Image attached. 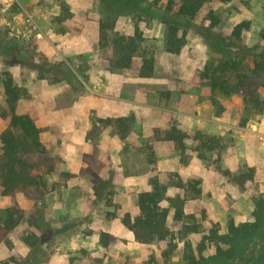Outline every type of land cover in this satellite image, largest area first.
<instances>
[{
    "label": "rangeland",
    "instance_id": "obj_1",
    "mask_svg": "<svg viewBox=\"0 0 264 264\" xmlns=\"http://www.w3.org/2000/svg\"><path fill=\"white\" fill-rule=\"evenodd\" d=\"M141 6V17L118 16L110 34L130 36L137 28L143 33L156 57L149 78L135 69L109 67L113 51L100 45V23L107 12L103 0H0V134L9 124L3 117L4 72L22 92L19 112L32 113L40 124L49 117L34 107L43 110L45 100L56 97L44 86H63L54 99L57 108L66 114L72 102L87 108L85 118L76 120L89 128L82 143L90 166V172L80 174L85 178L68 172L61 147L44 141L41 130L46 153L37 160L47 186L15 196L0 194V223L9 207L25 212L9 245H0V264H184L185 241L198 254L202 233L183 238L181 223L199 224L202 232L219 223L226 232L230 219L253 220L254 198L264 197V0L207 4L192 21L180 54L165 51L163 17L172 15L167 0H142ZM210 11L221 20L212 32L223 39V53L201 33L209 27ZM242 22L249 26L236 40L232 32ZM136 61L141 64L140 58ZM214 79L218 87L213 92ZM114 118L129 119L125 140L105 124ZM172 125L192 135L216 136L222 148L207 152L205 159L191 149L181 152L156 135ZM50 166L52 175L45 173ZM91 174L100 179L92 183ZM152 178L169 185V196L186 200L183 221H169L174 248L170 240L138 243L122 223L124 214H139L138 196L152 189ZM101 180L109 181L112 194L105 190L106 198L98 200L93 188ZM178 180L198 182L200 194L176 187ZM262 240L249 255L258 256ZM214 253L210 245L202 254Z\"/></svg>",
    "mask_w": 264,
    "mask_h": 264
},
{
    "label": "trees",
    "instance_id": "obj_2",
    "mask_svg": "<svg viewBox=\"0 0 264 264\" xmlns=\"http://www.w3.org/2000/svg\"><path fill=\"white\" fill-rule=\"evenodd\" d=\"M161 1V0H160ZM233 0H167V11L172 15H165L163 23L165 28V51L180 54L186 44L188 32L192 28V21L200 14L201 10L209 3H229ZM142 0H103L107 12L100 23V45L102 48H111L113 58L110 60V68L120 70L137 71L140 77L149 78L155 73L156 57L151 47L145 45L143 33L137 28L133 35L126 36L118 33L110 34L114 29L116 19L122 15L141 17L145 9L141 6ZM209 27L201 30L205 41L217 52L225 51L222 45L223 39L216 36L212 29L219 26L221 20L215 11L207 15ZM249 26L248 22H242L235 26L232 36L236 40L241 39L244 30ZM140 58L141 64L137 65L136 59ZM209 72L210 68L207 67ZM41 73V72H40ZM45 79L43 74L39 76ZM57 82L59 80H53ZM218 83L212 80L213 92ZM226 89V88H224ZM230 91V90H229ZM228 92V90H226ZM3 94L6 110L3 117L9 120L7 129L0 134V194L3 196H15L34 190L43 191L47 186L44 176L40 172L41 164L37 157L46 153V148L41 141V130L27 113L19 112V103L22 98L21 90L14 84L9 72H4ZM128 118H114L105 121V124L113 127L125 140L130 132ZM156 135L162 140L172 142L175 148L181 152L188 149L194 151L197 157L205 159L207 152L222 148L221 140L216 136L196 132L187 133L175 125L168 130L156 131ZM191 142L188 148L187 142ZM54 166H50L45 172L52 175ZM70 177V174H64ZM152 189L141 192L138 196L139 214L132 216L126 213L122 217L125 228L131 232L134 240L141 244H152L170 240V247L174 248L175 235L170 229L169 221L181 223L185 214L186 200L181 196H169V185L162 183L158 178H152ZM199 185L196 183L183 184L181 180L175 186L181 189L192 188L200 194ZM109 181L101 180L94 186V195L98 200L106 198L112 192L108 189ZM253 220L236 223L230 219L226 232L219 223H213L206 232L200 230L199 224L181 223L179 234L186 236L194 233H202L201 242L197 252L191 241L184 243V264H264V197L254 198ZM25 212L19 206L6 209L5 217L0 223V245H9L12 232L24 221ZM258 239H263L258 256L249 255L253 247L257 246ZM29 241V239H27ZM214 246L215 253L210 257H204L203 251L208 246ZM254 247V249H255ZM171 250V249H170Z\"/></svg>",
    "mask_w": 264,
    "mask_h": 264
},
{
    "label": "crops",
    "instance_id": "obj_3",
    "mask_svg": "<svg viewBox=\"0 0 264 264\" xmlns=\"http://www.w3.org/2000/svg\"><path fill=\"white\" fill-rule=\"evenodd\" d=\"M44 87H46L48 91L55 93L56 97H58V95H61L64 90L63 86L54 87L47 84ZM56 97H54V95H51L49 100H45L46 102L43 110L40 106L34 107V109L37 110V113H39L40 115L48 116L49 120L42 124L36 123L35 121L34 122L37 127L40 128V130H45L46 136L43 138L44 141L52 145L58 146L59 144V146L61 147V155L64 163H66V170L68 172L77 175L86 172L88 173L90 172V166L88 165L89 162L87 161L86 157L88 156L89 151L86 150L87 148L82 143V136L89 128L87 124L78 123L76 120L77 116L85 118L87 108L83 106V103L82 106L84 108L82 110L81 108L77 107L76 103L72 102L66 105V107L68 108L66 114L61 110V107H56L57 103L54 100ZM30 116L32 117V113ZM69 147H74L77 150L72 153L69 151ZM72 164H79V167L76 166L75 168ZM85 176L86 175H80V179L85 178ZM91 176L95 178L92 183L100 179V175L96 177V174H91Z\"/></svg>",
    "mask_w": 264,
    "mask_h": 264
}]
</instances>
